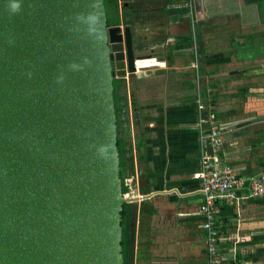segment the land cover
I'll list each match as a JSON object with an SVG mask.
<instances>
[{
  "label": "water",
  "instance_id": "1",
  "mask_svg": "<svg viewBox=\"0 0 264 264\" xmlns=\"http://www.w3.org/2000/svg\"><path fill=\"white\" fill-rule=\"evenodd\" d=\"M129 26L104 0H0V264H123L113 80Z\"/></svg>",
  "mask_w": 264,
  "mask_h": 264
},
{
  "label": "crops",
  "instance_id": "2",
  "mask_svg": "<svg viewBox=\"0 0 264 264\" xmlns=\"http://www.w3.org/2000/svg\"><path fill=\"white\" fill-rule=\"evenodd\" d=\"M132 1L118 0L120 17L121 7ZM143 3L145 8H140L138 17L126 16L128 25L118 24L129 26L137 35V54L151 58L138 63L152 67L141 73L129 95L137 98L140 92L146 100L142 110L153 109L156 118L154 123H145L142 131L144 148L141 162L136 159L138 172L126 173L125 179L126 194L139 207L136 249L145 252L135 261L205 264L199 212L203 198L198 182L190 177L200 164L191 31L195 35L196 61L207 86L208 96L201 97L218 121L231 129L224 138V157L243 177L262 173L264 0ZM135 111L141 113V109ZM162 114L165 119L159 116ZM148 125L155 132L147 131ZM240 217L238 225L232 220L235 228L224 230L231 238L239 234L234 247L226 243L220 246L221 254L228 259L226 264H264V206L246 201L241 205Z\"/></svg>",
  "mask_w": 264,
  "mask_h": 264
},
{
  "label": "built area",
  "instance_id": "3",
  "mask_svg": "<svg viewBox=\"0 0 264 264\" xmlns=\"http://www.w3.org/2000/svg\"><path fill=\"white\" fill-rule=\"evenodd\" d=\"M191 35L194 55L192 67L197 76V47L193 29ZM195 90L196 93H199L198 79H196ZM196 111L197 122L195 127L198 132L200 164L198 171L192 175V178L198 182L203 198L199 212L202 217V229L206 232L207 264H223L226 259L221 254L220 246L228 243L231 247H234L239 242V234L231 238L219 231V226L215 224L217 212L215 203L225 201L234 205L236 210L234 221L238 225L242 221L240 217L241 205L250 199L264 196V172L250 177H243L234 168L230 167L222 155L225 135L231 129L211 114L207 109L205 98L201 96H198L196 101ZM142 196H139L140 199H142Z\"/></svg>",
  "mask_w": 264,
  "mask_h": 264
},
{
  "label": "trees",
  "instance_id": "4",
  "mask_svg": "<svg viewBox=\"0 0 264 264\" xmlns=\"http://www.w3.org/2000/svg\"><path fill=\"white\" fill-rule=\"evenodd\" d=\"M128 3V2H127ZM143 4L142 2L138 3L137 5H134L133 3H128V5L125 7H121V19L123 24L128 25L126 22V16L132 17L133 14L138 15L142 12V9H140V5ZM105 10H106V17H107V24L108 26H114L118 25L120 21L118 20L119 17V9H118V0H104ZM140 9V10H139ZM200 64H198L199 66ZM197 76L195 75V71L193 70V102H195L198 99V96H208L206 93V84L203 81V76L201 72V67H198ZM196 79L199 80V93L195 92L196 89ZM125 88V82L120 79H114L113 80V98H114V107H115V114H116V124H117V149L119 154V176L121 179V191L122 194L125 196V194L128 192V186L126 185L125 179H126V173L128 171L127 165L128 161L126 159V156L131 153V148L128 145V142H126V139L121 135L120 129H121V123L125 120L124 117V110H126V94L124 92ZM138 88V87H136ZM137 99V98H135ZM210 102L211 99H210ZM134 104V108L137 107L136 102H132ZM212 105V103L209 104V107ZM141 109V108H136ZM135 109V110H136ZM134 110V112H136ZM211 114H215L209 110ZM137 115V114H136ZM136 122V121H135ZM140 130V129H139ZM142 136V130L139 131L135 136L134 141V149L136 152L137 161L141 162L142 160V150L144 148V141ZM224 156V152L223 155ZM225 158V157H224ZM227 164L232 167L228 161ZM233 168V167H232ZM253 203H257L259 205L264 206V196L253 198L248 200ZM216 207V215H215V224L219 226V231L224 234L226 231V228L230 229L233 227L235 228L233 224V219L236 218V210L234 205L228 204L225 201H217L215 203ZM139 207L137 206L136 202H129L125 203L122 207L121 211V227H122V239H121V253L123 257V264H136V256H142L143 253H145L143 250H140L137 252L136 246L137 242L136 239L138 237L136 236L135 227H136V220L138 216ZM232 225V226H231ZM201 230L203 232L204 236V245L206 240V232L202 229V222H201ZM225 230V231H224ZM225 235V234H224ZM228 244V243H226ZM140 248V247H139ZM226 248H229L227 245ZM221 251V248H220ZM222 252V251H221ZM208 257H207V250L205 246V264H207ZM228 259L223 262V264H226Z\"/></svg>",
  "mask_w": 264,
  "mask_h": 264
},
{
  "label": "rangeland",
  "instance_id": "5",
  "mask_svg": "<svg viewBox=\"0 0 264 264\" xmlns=\"http://www.w3.org/2000/svg\"><path fill=\"white\" fill-rule=\"evenodd\" d=\"M128 87V88H127ZM131 86L126 85L125 83V88L124 92L126 94V110H124V117L125 120L121 123V129L120 133L121 135L126 139V142H128L129 147L131 148V153L126 156V159L128 161V171L127 174L130 175L132 172H138V164L136 163V154H135V149L134 147V137L139 131H145V126L149 124L151 121L156 122V118L154 114L153 109H146L142 110L144 107H146L145 101L140 97V92L137 95V99L134 97L130 96L131 95ZM142 89V88H141ZM130 94V95H129ZM132 102H136V105L138 108H141V113L137 114L134 112V110L137 108H134V104ZM152 113V114H151ZM162 116V118H166L163 114L159 115ZM147 117H149V120H145ZM154 117V118H153ZM167 120V119H166ZM136 121V122H135ZM146 123V125H145ZM174 125V124H173ZM157 126V125H155ZM148 125V130H152L155 132V128H152ZM140 129V130H139ZM147 135V134H146ZM153 135V134H152ZM192 177V175L190 176ZM139 181H142V177H139ZM125 197H128V194L125 195ZM130 198V196L128 197ZM159 230V229H158ZM157 230V231H158ZM163 240V237L161 238ZM177 252V250H176Z\"/></svg>",
  "mask_w": 264,
  "mask_h": 264
},
{
  "label": "flooded vegetation",
  "instance_id": "6",
  "mask_svg": "<svg viewBox=\"0 0 264 264\" xmlns=\"http://www.w3.org/2000/svg\"><path fill=\"white\" fill-rule=\"evenodd\" d=\"M132 2H133L134 4H136V5H137V4H138V3H140V2H142V3H143V2H144V0H133ZM137 6H138V5H137ZM143 6H144V8H145V4H144V3L140 5V8H141V7H143ZM145 13H148V11H147V12H145ZM137 17H138V15H137ZM118 20L120 21V23H122V24H123V22H122V19H121L120 15H119V17H118ZM118 26H121L122 28H123V27H125L124 25H123V26H122V25H118ZM131 30H132V29H131ZM133 34H134V33H133ZM133 36H134V38H135V40H134V39H133V40H134V41H135V43H136V42H137V39H138V38H137V35H135V34H134ZM144 61H151V58H146ZM140 78H141V77H140ZM140 78H139V79H140ZM138 81H139V80H138ZM138 81H137V82H138ZM123 82H125V83H126V85H127V80H123ZM127 88H128V87H127Z\"/></svg>",
  "mask_w": 264,
  "mask_h": 264
},
{
  "label": "bare ground",
  "instance_id": "7",
  "mask_svg": "<svg viewBox=\"0 0 264 264\" xmlns=\"http://www.w3.org/2000/svg\"><path fill=\"white\" fill-rule=\"evenodd\" d=\"M139 62H137V65H138ZM138 67H152L151 65H143V66H138Z\"/></svg>",
  "mask_w": 264,
  "mask_h": 264
}]
</instances>
